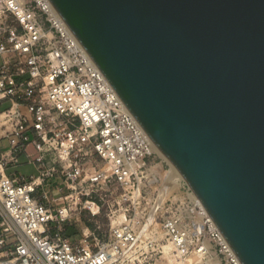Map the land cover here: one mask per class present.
Wrapping results in <instances>:
<instances>
[{"label":"built area","instance_id":"obj_1","mask_svg":"<svg viewBox=\"0 0 264 264\" xmlns=\"http://www.w3.org/2000/svg\"><path fill=\"white\" fill-rule=\"evenodd\" d=\"M0 61V102L11 103L0 112V264H121L164 242L185 264H241L185 182L173 190L183 198L162 218L163 241L149 231L157 203L151 200L147 216L136 215L155 182L156 167L146 163L157 156L152 141L49 0H0ZM28 145L39 175L21 182L7 170L19 166ZM93 157L108 169L91 181L120 186L125 207V221L96 252L88 236L74 245L61 232L51 235L75 212L61 202L65 189L75 190L67 182L75 185L80 164Z\"/></svg>","mask_w":264,"mask_h":264},{"label":"water","instance_id":"obj_2","mask_svg":"<svg viewBox=\"0 0 264 264\" xmlns=\"http://www.w3.org/2000/svg\"><path fill=\"white\" fill-rule=\"evenodd\" d=\"M49 1L241 264H264V0Z\"/></svg>","mask_w":264,"mask_h":264},{"label":"rangeland","instance_id":"obj_3","mask_svg":"<svg viewBox=\"0 0 264 264\" xmlns=\"http://www.w3.org/2000/svg\"><path fill=\"white\" fill-rule=\"evenodd\" d=\"M5 109V104H2V106H0V112ZM23 111L27 114L26 109H23ZM146 163L149 168L157 167L162 164L163 171L157 168L154 170L155 182L151 184V186L149 185L150 187L148 188L150 190L148 192H144L141 208L135 213L139 219L145 217L149 214L151 200L157 203L160 209L155 211L152 219L153 227L150 228L149 231L154 234L158 242L164 239V236L160 238V236L164 235L161 230L163 216L170 211V208L174 206L176 201L181 200L180 198L183 197L173 192V190L176 191L180 188L177 182L171 181L172 183H169L165 181V179L169 178L168 175L166 176V173L170 170L168 163L163 162L158 155L147 160ZM65 166L69 167L70 164L67 163ZM79 167L82 170L81 178L75 185H73L72 182H67L69 185H72L75 190L68 191L65 189V193L61 195L62 204H66L67 202L70 203V205L75 208V212L70 214L72 218L68 221L53 225L51 235L54 236L56 230H61L62 236L74 245L80 244V242L88 236L90 238L89 247L93 252H96L100 246L110 242V234L114 227L125 221L124 211L121 210L122 208L125 209L124 203L122 202L124 191L114 182L105 183L91 181L99 172L108 169L107 165L100 159L93 157L80 164ZM14 171L15 170H10L9 173H13ZM20 173L26 177L37 174L33 167H22ZM173 183H175L176 186ZM182 189L181 187V191H183ZM66 196H69L68 201H66ZM89 203L95 204V207L90 209L92 206H90L91 204ZM98 206L100 209H98ZM135 213L132 215H135ZM145 220H147V218H145ZM144 231L147 230L141 227L140 232ZM166 244L167 243L164 242L161 243L160 246L149 245L146 255L143 258L136 261L122 262L121 264H169L162 248ZM142 247L146 248V245ZM115 264L120 263L117 262ZM174 264H185V262L177 259L174 261Z\"/></svg>","mask_w":264,"mask_h":264},{"label":"crops","instance_id":"obj_4","mask_svg":"<svg viewBox=\"0 0 264 264\" xmlns=\"http://www.w3.org/2000/svg\"><path fill=\"white\" fill-rule=\"evenodd\" d=\"M2 104H5V106H6L5 110L10 108V106H11V103L9 101L0 102V106H2ZM5 110H3V111H5ZM3 111H1V112H3ZM2 137H3V132L0 129V138H2ZM2 145H3V148H7L9 145V140L7 138H3L2 139ZM36 156H37V152H36L34 146L33 145L26 146V148L24 149L23 153L20 156L19 166L18 167H10L7 170V174L10 176H14V177L18 178L21 182L29 181L32 177H37L39 175V166L34 162V159L36 158ZM0 157H1V152H0ZM22 167H33V168H35L37 174L31 175L30 177H26L20 173ZM10 170H15V171L13 173H9ZM42 193H43L42 189H39L38 195L36 196V198L41 199ZM52 196L58 197V195L55 192H53ZM60 231L61 230H56L55 234H57Z\"/></svg>","mask_w":264,"mask_h":264},{"label":"bare ground","instance_id":"obj_5","mask_svg":"<svg viewBox=\"0 0 264 264\" xmlns=\"http://www.w3.org/2000/svg\"><path fill=\"white\" fill-rule=\"evenodd\" d=\"M152 141V140H151ZM153 151L156 155H158L163 162H166L170 166L169 172L166 173V176H169V180L172 182H177V185H181L186 181L181 176V174L178 172V170L175 168V166L172 164V162L161 152V150L154 144L152 141ZM158 170L163 171L162 164L158 165L156 167ZM171 178V179H170ZM96 180V179H95ZM164 235L160 236L162 238ZM164 255L165 258L169 261V264H174V261L179 259V257L175 254L173 246L171 244H166L163 246ZM117 261L112 262L111 264L116 263Z\"/></svg>","mask_w":264,"mask_h":264}]
</instances>
